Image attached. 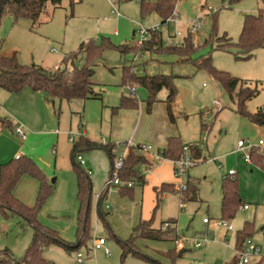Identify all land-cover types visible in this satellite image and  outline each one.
I'll list each match as a JSON object with an SVG mask.
<instances>
[{"label":"rangeland","instance_id":"1","mask_svg":"<svg viewBox=\"0 0 264 264\" xmlns=\"http://www.w3.org/2000/svg\"><path fill=\"white\" fill-rule=\"evenodd\" d=\"M156 1L158 0L152 2ZM176 2L172 21L166 23H162L157 13L143 18L140 4L136 0H75L73 13L70 1L62 0L59 7L48 4L35 25L30 20L15 23L9 14L1 21V54L11 57L17 53L22 65H37L49 70L60 65L66 56L77 52L82 43L90 40L101 42L102 38H108L115 46H136L135 34L140 27L150 31L149 40L154 31L158 32L164 46L171 42L179 44L175 47L182 46L185 39L192 36L193 44L197 47L191 58L156 53V48L139 55H123L115 50H105L91 79L96 93L101 95L99 99L72 102L55 100L53 104L46 100L43 93H33L28 88L20 94H11L0 88V116L8 118L14 124L13 130L0 129V165L17 158L15 152L32 158L37 163L49 184L54 187V194L38 216L39 222L57 231L69 243L77 241L80 209L77 174L72 165L71 153L74 144L82 137L98 143H103L102 140L105 139L104 144H115L117 157L126 152L127 146L146 149L151 147V154L162 151L159 139L166 131L179 137L184 147L200 146L202 159L196 160L195 166L185 177L186 181L189 178L198 185V200L185 201L183 209H180L181 197L176 188V194H167L157 209L154 190L163 184L178 183L173 174L172 162L166 160L154 165L151 154L135 150L152 162V168L147 171L149 168L146 165L141 166L138 176L146 177V185L133 181L131 194L123 195L119 188L108 189L111 166L103 150L79 152L87 162L83 170L91 171L90 177L94 184L92 240L88 243V248L92 249L96 238H105L107 248L111 251L108 258L103 252L91 251L92 259L88 264L95 261L98 264H150L132 256L122 262V250L111 232L118 239L126 241L132 237L141 221L153 220L152 227L163 230L162 223L169 219L178 221V238L207 236L209 244L201 249L187 250L182 257H172L170 253L176 250L174 239H178L175 231L169 233L167 240L137 239L135 244L138 250L161 264L229 263L236 257L234 249L237 233L244 229L246 223L254 225L252 239L260 247L261 257H264V156L255 151L259 164L254 161L250 163L247 159L249 149L239 148L240 141L248 145L264 140V128L236 113L238 91L233 101L207 71L197 66L202 58L212 57V65L217 70L249 83L259 82V94L248 102L247 108L251 113L264 108V48L257 49L254 57L247 61L236 59V48L217 49L221 43L218 38L224 35H227L231 43L239 42L245 17L257 15L259 10L264 9V1ZM113 9L119 12L120 17L112 14ZM196 22H201V27L192 34L189 29ZM212 35L213 45H206ZM133 65L140 75L170 74L176 77L174 82L178 94L173 104L174 123L167 114L165 101L168 92L163 90L158 95V102L152 112H149L146 103L148 90L137 84L133 87L137 89L134 98L138 101L139 108L122 109L113 113V108L119 106L123 96H132L130 88L122 85V70ZM139 110L145 112L140 124L135 113ZM18 124L26 128L27 139L24 142L16 134ZM204 125L206 130L203 129ZM112 131L113 137L118 139L114 142H110L108 136ZM48 156L49 161L46 160ZM230 171L235 174L231 178L238 180L242 207L246 205L249 209L241 207L236 216L228 220L234 232L225 237L226 229L218 222L223 219V181ZM38 189L39 183L25 176L15 195L26 205L33 206ZM102 194H105L102 208L108 214L105 221L100 220L97 213V204ZM107 206L115 211H108ZM204 219H208L209 224H205ZM170 229L171 227H165L163 231ZM32 239V228L26 226L21 218L12 215L5 218L0 215V259L5 257L3 251L9 250L12 259L21 261ZM81 251L85 253L86 248ZM44 257L54 264H75L77 253L50 247L45 251Z\"/></svg>","mask_w":264,"mask_h":264},{"label":"trees","instance_id":"2","mask_svg":"<svg viewBox=\"0 0 264 264\" xmlns=\"http://www.w3.org/2000/svg\"><path fill=\"white\" fill-rule=\"evenodd\" d=\"M70 1V9L73 13L75 0ZM120 2L130 0H118ZM62 0H0V26L3 17L7 14L11 15L15 23L20 20H30L37 24L46 11L47 5L52 4L59 7ZM176 0H158L156 2H142L140 4L142 17H147L152 13H157L162 23H166L171 18L176 9ZM216 33V32H215ZM206 45H213L214 36L210 37ZM218 50H229L236 48L238 50L236 59L240 61L251 60L257 49L264 48V9L259 10L257 15H247L244 20L243 28L237 44L231 43L227 35L218 38ZM156 48V53L171 54L179 57H190L197 50L193 44L192 36L185 39L182 46L169 47L164 46L161 36L158 32H153L151 39L141 47L132 45L115 46L110 39L102 38L98 40H90L80 45L77 52L66 56L56 70L45 69L37 65H22L18 59L17 53L11 57L3 56L0 52V88L11 94H20L26 88L33 93H43L47 99L54 103L55 100L60 101H76L88 100L91 98L99 99L100 94L96 93L95 85L91 81L95 67L102 59L105 50H115L123 55L135 53L136 55L148 53ZM1 50V47H0ZM198 68L207 71L229 94L234 101V95L238 91V99L236 104V113L243 119H246L254 125L264 128V108L259 109L256 113L248 111L247 104L255 96L259 94V82L249 83L239 78L231 76L227 72L219 71L212 65V57H204L198 63ZM174 75H140L136 71V66H126L122 70V85L134 88L133 85H140L148 90L147 108L152 112L157 97L163 91L168 92L166 105L171 122H175L173 112V104L176 101L178 90L175 86ZM255 85V86H254ZM139 103L134 98L123 96L120 104L113 108L116 114L122 109H138ZM13 130L14 124L6 117L0 116V129ZM205 129V125L203 126ZM115 144L93 142L88 138L82 137L74 144L71 153V161L77 174V199L79 201V218L77 229V241L69 243L63 240L59 233L53 229L47 228L39 222V214L49 198L54 194V187L50 185L46 176L43 174L37 163L29 157L19 156L7 163L0 165V215L5 218L17 216L24 221L26 226H30L33 230V239L28 247L24 258L21 261L12 259L9 250L3 251L4 258L0 259V264H54L46 260L45 251L50 247H60L66 252H79L82 249L88 250V243L92 240L91 213L92 201L94 196L93 181L88 172L77 161L79 152L103 150L109 159L111 166L110 176L113 174V163L115 159ZM184 146L179 137H172L168 140L166 149L160 151L163 157L170 161L180 160L184 155ZM191 156L194 160L202 159V152L198 146L190 147ZM255 151L252 152V161L259 164L255 158ZM152 167V162L144 156L137 154L134 148H130L125 160L124 169L120 172L119 177L123 181H138L145 183L144 176L139 175L141 166ZM31 177L39 183V189L36 197V203L28 206L23 203L16 195L15 190L21 180L25 177ZM187 192L185 193L186 202H196L198 200L199 187L194 182L187 181ZM132 188H122L121 194H131ZM175 185L163 184L157 188V195L164 193H174ZM222 198V217L225 220L233 219L238 210L242 207V198L237 179L231 177L224 178ZM105 194L99 197L97 204V213L100 220L105 221L108 215L103 211L102 201ZM158 209V206H157ZM170 230L163 231L152 227L153 220L141 221L134 229L133 235L129 240L123 241L118 239L111 231L112 237L116 239L121 250L122 262L132 256L135 259L150 264H161L159 261L148 257L140 252L135 244L137 239L150 240H167L169 233L176 229L177 222L167 221ZM163 223V224H165ZM254 235V225L246 223L244 229L239 231L236 236V249L243 250L245 242ZM186 249H177L170 255L172 257H182L186 253ZM238 264L237 256L229 263Z\"/></svg>","mask_w":264,"mask_h":264},{"label":"built area","instance_id":"3","mask_svg":"<svg viewBox=\"0 0 264 264\" xmlns=\"http://www.w3.org/2000/svg\"><path fill=\"white\" fill-rule=\"evenodd\" d=\"M136 1L139 4H142V2H152L153 0H136ZM226 7H228V4ZM112 14L116 15L118 17L120 16L119 12L116 11V9H113ZM170 19L167 21L171 22L172 19L171 20ZM200 27H201V22H199V23L196 22V23L192 24V26L190 27L189 30L192 34H194L195 32H197V30ZM157 29H156V31H157ZM149 37H150V31L140 27L136 31V34H135L136 46L141 47L145 42H147L149 40ZM175 43L176 42H171L170 44H166V46L170 47V46L179 45V44H175ZM131 92H132V94H135L136 88H132ZM16 134L22 142L26 141L27 136L25 134V127L23 125L17 126ZM204 141H206V139H204ZM71 142H74V140L71 139ZM130 148H132V147L127 146L126 152L120 157H117L115 155L113 168H112L113 174L109 180L108 189L114 187V188H119L121 190L122 188H132L134 186L133 181L126 182V181H123L119 177L120 172L124 169L125 160L127 158V155H128ZM239 148L241 150H244L246 148L249 149V153L247 154V159L250 163L252 162L251 156H252L253 151H257L258 153H260V155L264 156V140H260L257 144L249 143L248 145L246 142L240 141L239 142ZM134 149L136 151H138L139 153L140 152H146L148 154H151V147L146 149V148H142L141 146H137V147H134ZM183 150H184L183 157L180 160L173 161L174 165H175L174 166V177L178 180V183L175 184V188H176L177 193L181 197L180 209L184 208V202H185L184 197H185V193L187 192V189H188L187 181L185 180V177L188 174L189 170L192 167H194L196 164V160H194V158L191 156L190 147H184ZM113 152L115 154L116 149H114ZM152 155H153L152 161H153L154 165L155 164H161L167 160L163 157L161 152L156 153V154H152ZM77 161L80 163V165L83 168L86 167V161L81 155H79L77 157ZM150 169L151 168H149L147 171H149ZM88 174H91L90 170H88ZM234 175H235L234 172L230 171L228 173V175L225 176V178H227L228 176H234ZM106 209L108 211H115L110 206H107ZM243 209H248V206H245ZM209 222L210 221L208 219H204L205 224H209ZM218 224L220 226L224 227V229H226L227 231L234 232V228L228 220L222 219L220 222H218ZM163 225H164L163 230H165V227H169V224H167V223H165ZM208 242H209V240L207 238H204L201 235H197L194 239L187 238L185 236H183V237L179 236V238L175 240V245H176L177 249L181 250V249H186L189 244H192L195 248H202ZM99 250H103L107 257H109L111 255L110 249L107 248V240L105 238H97L94 240L93 247H92L91 251L96 252ZM235 253H236V256L238 258V264H255L252 261V258H254V257L258 258L260 260L259 263H262V264L264 263V257H261V255H260L261 249L257 244L254 243L252 238L248 239L245 242L243 250H239V249L235 248ZM85 258H86L85 254H83L80 251L77 252V263L78 264H85V261H86Z\"/></svg>","mask_w":264,"mask_h":264},{"label":"crops","instance_id":"4","mask_svg":"<svg viewBox=\"0 0 264 264\" xmlns=\"http://www.w3.org/2000/svg\"><path fill=\"white\" fill-rule=\"evenodd\" d=\"M113 11V10H112ZM118 17V16H117ZM120 17V16H119ZM59 65H57L53 70H56L57 69V67H58ZM142 75V74H141ZM132 88H130V90H131ZM136 92H137V89H136ZM131 95H135V94H132V92H131ZM46 100H47V98H46ZM48 102H49V100H47ZM54 104V103H53ZM135 113H136V118H137V121L139 122V124L143 121V119H144V117H145V112H144V110H139V111H135ZM167 114H168V111H167ZM169 116V115H168ZM170 119V118H169ZM20 121V120H19ZM22 122H24V121H22ZM26 123H24V125H25ZM18 125H20V124H18ZM17 125V126H18ZM26 126V125H25ZM24 126V127H25ZM26 129V128H25ZM112 129H114V123H113V126H112ZM111 129V130H112ZM205 130H206V127H205ZM114 133H113V131H112V134H110V135H108L109 136V141L110 142H114V140H118V139H116V137H113L114 135H113ZM172 133H169V131H166L165 133H162L161 135H160V141H159V144H160V146H163V150L164 149H166L167 148V146H168V140L170 139V138H172V137H174V136H172L171 135ZM103 141V143L104 142H106V140L105 139H103L102 140ZM197 146V145H196ZM199 148H200V146H198ZM151 151H152V148H151ZM160 152V151H159ZM158 152V153H159ZM152 155V154H151ZM204 155V154H203ZM15 156H17V157H19L20 156V154L18 153V152H15ZM152 157H153V155H152ZM86 161V160H85ZM167 161H170V160H167ZM170 162H172V164L174 165V162L173 161H170ZM86 164H87V162H86ZM175 166V165H174ZM154 167V166H153ZM150 168H152V167H150ZM173 174H174V170H173ZM144 176V175H143ZM228 177H233V176H228ZM144 179H145V185H146V177L144 176ZM188 180H189V178H188ZM173 185H175V184H173ZM159 188V187H158ZM17 189H18V187L16 188V190H15V193L17 192ZM93 189H94V184H93ZM157 189V188H156ZM155 189V190H156ZM154 190V191H155ZM223 192V191H222ZM167 194H176L175 192L174 193H164V194H161V195H157V193H156V197H157V206H158V209H159V207H160V205H161V203L163 202V200H164V198L167 196ZM222 198H223V195H222ZM246 206V205H245ZM244 206V207H245ZM221 207H222V205H221ZM244 207H242V208H244ZM248 209H249V207H248ZM248 209H244V210H248ZM168 221H175V222H177V224H176V229H175V232H176V236H177V238H178V230H177V225H178V221L177 220H175V219H169ZM167 222V221H166ZM165 223V222H164ZM163 224V223H162ZM230 232L229 231H227L226 230V234H225V237H227L228 236V234H229ZM204 238H207V236H203ZM253 238V237H252ZM97 239V238H96ZM208 239V238H207ZM175 240H176V238L174 239V242H175ZM209 244V242L205 245V246H207ZM177 248V247H176ZM194 249L195 247L192 245V244H189L188 246H187V248H186V250H191V249ZM196 249H201V248H196ZM233 249V248H232ZM91 248H88V250H86V252L85 253H83L81 250H80V252H82L83 254H85L86 255V258H85V264H88V262H89V260L90 259H92V257H91ZM100 252H103L104 253V251L103 250H99ZM234 251H235V249H234ZM96 252H98V251H96ZM95 252V253H96ZM105 254V253H104ZM105 256H106V254H105ZM107 257V256H106ZM110 257V256H109ZM108 258V257H107ZM125 261V260H124ZM252 261L255 263V264H262V263H259V259H257V258H252ZM75 264H78L77 263V260H76V262H75ZM91 264H98L96 261L95 262H93V263H91Z\"/></svg>","mask_w":264,"mask_h":264},{"label":"water","instance_id":"5","mask_svg":"<svg viewBox=\"0 0 264 264\" xmlns=\"http://www.w3.org/2000/svg\"><path fill=\"white\" fill-rule=\"evenodd\" d=\"M49 158H50V156H48L46 160L49 161Z\"/></svg>","mask_w":264,"mask_h":264}]
</instances>
